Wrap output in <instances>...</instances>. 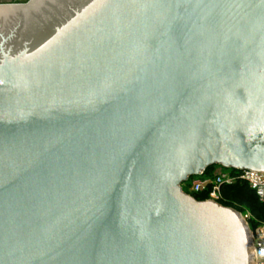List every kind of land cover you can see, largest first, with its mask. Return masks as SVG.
<instances>
[{"label":"water","instance_id":"obj_1","mask_svg":"<svg viewBox=\"0 0 264 264\" xmlns=\"http://www.w3.org/2000/svg\"><path fill=\"white\" fill-rule=\"evenodd\" d=\"M216 165L264 172V0L0 5V264H254Z\"/></svg>","mask_w":264,"mask_h":264},{"label":"built area","instance_id":"obj_2","mask_svg":"<svg viewBox=\"0 0 264 264\" xmlns=\"http://www.w3.org/2000/svg\"><path fill=\"white\" fill-rule=\"evenodd\" d=\"M237 183L246 184L258 201L264 203V172L261 171L218 166L215 170H205L188 178L180 189L191 197V194L204 193L207 195L205 201L216 203L221 199L224 187ZM238 214L249 231L254 264H264V222L257 221L250 213Z\"/></svg>","mask_w":264,"mask_h":264},{"label":"trees","instance_id":"obj_3","mask_svg":"<svg viewBox=\"0 0 264 264\" xmlns=\"http://www.w3.org/2000/svg\"><path fill=\"white\" fill-rule=\"evenodd\" d=\"M214 167V166H213ZM213 167L206 169L207 172ZM224 199L221 202L222 206L248 207L251 215L260 222H264V203H260L254 193L244 183H237L233 186L224 187L222 189ZM197 201L207 199L204 193L191 194Z\"/></svg>","mask_w":264,"mask_h":264},{"label":"rangeland","instance_id":"obj_4","mask_svg":"<svg viewBox=\"0 0 264 264\" xmlns=\"http://www.w3.org/2000/svg\"><path fill=\"white\" fill-rule=\"evenodd\" d=\"M28 0H16V1H14V0H0V5H8V4H23V3H26ZM12 2V3H11ZM218 166L216 165V166H214L213 168H212V170L214 169H216ZM222 196H221V199L218 201V202H216L217 204H219V205H221V202H222V200L224 199V197H223V194H221ZM206 200V199H205ZM205 200H203V201H205ZM222 206V205H221ZM223 207H226V208H231V209H233V210H235V211H237V212H240V213H250V208H248V207H238L237 206V208H234V207H228V206H223ZM251 214V213H250ZM255 219V218H254Z\"/></svg>","mask_w":264,"mask_h":264},{"label":"crops","instance_id":"obj_5","mask_svg":"<svg viewBox=\"0 0 264 264\" xmlns=\"http://www.w3.org/2000/svg\"><path fill=\"white\" fill-rule=\"evenodd\" d=\"M14 1H16V0H14ZM12 3V2H11Z\"/></svg>","mask_w":264,"mask_h":264}]
</instances>
